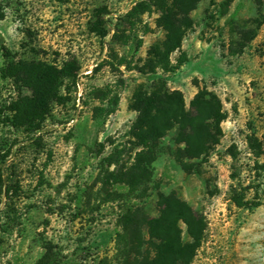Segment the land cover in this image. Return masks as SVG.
Returning <instances> with one entry per match:
<instances>
[{
    "label": "rangeland",
    "instance_id": "1",
    "mask_svg": "<svg viewBox=\"0 0 264 264\" xmlns=\"http://www.w3.org/2000/svg\"><path fill=\"white\" fill-rule=\"evenodd\" d=\"M138 1L0 0V41L12 57L61 71L38 131L0 123V264H115L127 206L157 216L158 194L170 192L202 219L189 264H264V0H201L189 12L171 69L157 75L181 91L185 109L200 89L217 95L218 142L183 159L185 170L168 131L149 182L114 185L120 196L107 201L101 160L114 144L129 148L136 112L128 104L137 85L150 84L137 67L163 36L154 6L129 27L125 13ZM18 91L30 94L0 78V106ZM112 93L118 101L107 114Z\"/></svg>",
    "mask_w": 264,
    "mask_h": 264
},
{
    "label": "trees",
    "instance_id": "2",
    "mask_svg": "<svg viewBox=\"0 0 264 264\" xmlns=\"http://www.w3.org/2000/svg\"><path fill=\"white\" fill-rule=\"evenodd\" d=\"M199 1L140 0L125 13L130 27L134 17L154 6L159 12L156 25L163 36L150 45L143 65L137 67L139 72L150 75V84L137 85L128 104L136 112L127 132L130 146L114 144L101 160V183L104 188L107 186V201L120 196L111 188L114 185L137 189L149 182L160 139L168 131L174 130V143L182 144L176 147L175 160L185 170L189 163L183 159L200 158L218 142L224 115L217 95L200 89L190 108L185 109L181 91L166 88L157 75V69L165 72L171 69L170 53L180 49L185 30L190 26L189 12ZM0 52L3 57L0 78L30 90L29 95L18 91L15 99L0 106V123L26 132L38 131L61 71L48 64L16 60L1 41ZM117 101V93H112L107 101V114L115 110ZM109 144L113 141L109 140ZM180 220L186 224L191 242L181 241ZM119 224L120 230L115 232V264H189L202 238V219L174 192L158 194L157 216H149L142 206L132 204L120 216Z\"/></svg>",
    "mask_w": 264,
    "mask_h": 264
},
{
    "label": "crops",
    "instance_id": "3",
    "mask_svg": "<svg viewBox=\"0 0 264 264\" xmlns=\"http://www.w3.org/2000/svg\"><path fill=\"white\" fill-rule=\"evenodd\" d=\"M235 2H236V0H230V1H229V4H230V5H233ZM230 5H229V6H230Z\"/></svg>",
    "mask_w": 264,
    "mask_h": 264
}]
</instances>
